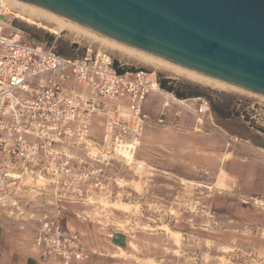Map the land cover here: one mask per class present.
Listing matches in <instances>:
<instances>
[{
	"label": "rangeland",
	"instance_id": "374dc122",
	"mask_svg": "<svg viewBox=\"0 0 264 264\" xmlns=\"http://www.w3.org/2000/svg\"><path fill=\"white\" fill-rule=\"evenodd\" d=\"M5 1L12 12L28 10L15 0ZM5 16L37 47L44 48L57 38L56 51L74 57L91 45L110 52L126 67L154 72L156 78L172 80L209 99H204L209 106L204 122L196 114L202 97L163 108L162 95L150 92L144 104L148 121L140 137L116 149L110 165L104 167L101 188L83 200L49 196L44 183L28 175L32 181L27 182V176L15 216L5 223L14 230L15 244L35 247L37 230L47 219L63 232L76 234L88 253V258L73 264H264V206L249 198L264 199L256 195L242 199L235 191L213 189L219 175L217 185L225 186L227 178L220 160L207 152L223 144L228 153L227 143L242 141L264 147V101L171 78L148 65L124 60L113 44L88 34L52 35L13 15ZM186 105L193 111H186L182 107ZM163 111L165 121L158 124ZM99 121L95 117L91 133L96 139L100 138ZM7 161L0 155V162ZM35 249L41 259L51 257Z\"/></svg>",
	"mask_w": 264,
	"mask_h": 264
},
{
	"label": "built area",
	"instance_id": "2783aa9c",
	"mask_svg": "<svg viewBox=\"0 0 264 264\" xmlns=\"http://www.w3.org/2000/svg\"><path fill=\"white\" fill-rule=\"evenodd\" d=\"M56 39L37 47L0 12V155L8 160L0 162V227L15 216L28 175L59 200H83L99 190L116 149L136 141L148 121L144 104L152 82L157 85L154 72L132 68L118 73L116 68L126 66L91 45L74 57L59 54ZM200 103L196 114L205 122L209 106L204 99ZM166 114L161 112L158 124ZM97 116L99 139L91 136ZM91 148L97 152L90 153ZM250 200L264 206L261 199ZM34 244L57 264L88 258L76 234L47 219Z\"/></svg>",
	"mask_w": 264,
	"mask_h": 264
},
{
	"label": "water",
	"instance_id": "95a60500",
	"mask_svg": "<svg viewBox=\"0 0 264 264\" xmlns=\"http://www.w3.org/2000/svg\"><path fill=\"white\" fill-rule=\"evenodd\" d=\"M264 97V0H18Z\"/></svg>",
	"mask_w": 264,
	"mask_h": 264
},
{
	"label": "bare ground",
	"instance_id": "6f19581e",
	"mask_svg": "<svg viewBox=\"0 0 264 264\" xmlns=\"http://www.w3.org/2000/svg\"><path fill=\"white\" fill-rule=\"evenodd\" d=\"M5 0H0V12L3 14H8V15H13L15 18L29 24L36 26L38 28L46 30L48 33L52 35H60L63 32H72L75 34V36L78 38L81 36L79 32L88 34L90 36L103 39L106 42L113 44L115 48L118 50V54L120 55L121 58L124 60H127L129 62H134L138 64H143V65H148L153 69V71H160L162 73L167 74L171 78L175 79H182L191 83H194L196 85L210 88L213 90H218L222 92H234V93H240V94H248L250 96L256 97L262 101H264V97L260 95H255L251 94L249 92H246L244 90H241L240 88H237L231 84L225 83L223 81L208 77L206 75H203L201 73L195 72L193 70H189L187 68H183L179 65H176L174 63H171L167 60L155 57L153 55L147 54L145 52L136 50L134 48H131L129 46H126L124 44H121L115 40H112L110 38H107L103 35H100L88 28H85L75 22H72L68 19H65L63 17H60L50 11H47L45 9L33 6L28 3H24L18 0H15L16 2H20L23 6H25L28 10L27 11H13L9 9L4 3ZM14 3V0L12 1ZM18 4V3H17ZM8 5V4H7ZM20 7V5H19ZM23 8V7H22ZM30 10V11H29ZM77 31V32H75ZM75 32V33H74ZM74 36V37H75ZM107 44V43H106ZM120 58V59H121ZM122 60V59H121ZM151 78H153L151 76ZM151 92H154L155 94H160L163 97V103L162 105H170L169 101H172L175 104H180L186 103V101H180L177 100L176 98L172 97L168 93L161 92L158 88V86L152 82L151 84ZM198 102V99H197ZM172 104V103H171ZM186 110L189 112L192 111L189 107H184ZM202 111L204 113L207 112L206 107L202 108ZM201 116V115H199ZM201 118H203L201 116ZM201 120V119H200ZM136 142V141H134ZM132 142V143H134ZM90 144V141L88 142ZM131 144V143H127ZM128 146V145H127ZM97 152L96 148H91L92 154H95ZM27 182L32 181V179L28 176L26 179Z\"/></svg>",
	"mask_w": 264,
	"mask_h": 264
},
{
	"label": "crops",
	"instance_id": "0c3cea01",
	"mask_svg": "<svg viewBox=\"0 0 264 264\" xmlns=\"http://www.w3.org/2000/svg\"><path fill=\"white\" fill-rule=\"evenodd\" d=\"M186 107L191 109L188 105ZM240 143H227L228 148L231 147V152L228 153L224 150L223 144L207 149L208 155L214 153L216 159L220 160L223 173L227 178L223 181L225 186L217 185L219 183L217 178L221 177L219 175L212 183V187L224 192L227 189L235 191L237 196L242 199H247L252 195L264 199V151L254 147L251 141ZM11 228L5 224L0 227V264L12 263L15 262V259L20 264H57L51 257L41 259L32 244H28L26 247L15 244V234ZM262 230L264 231V229Z\"/></svg>",
	"mask_w": 264,
	"mask_h": 264
},
{
	"label": "trees",
	"instance_id": "16d2710c",
	"mask_svg": "<svg viewBox=\"0 0 264 264\" xmlns=\"http://www.w3.org/2000/svg\"><path fill=\"white\" fill-rule=\"evenodd\" d=\"M61 52H59L60 54ZM127 69H132V68H116V71L118 73H123L125 72ZM157 85L158 88L161 91H164L166 93L172 94L177 100L183 101V100H189L191 98L194 97H202L203 99H208L204 94H200L199 92H195L193 90H190L187 87L181 86V85H177L175 82H173L172 80H168L165 78H157ZM209 100V99H208ZM212 108V112L217 114L220 117H224V115L222 114L221 110L217 109L216 107H211ZM260 131H263L262 129H259ZM256 147H259L261 149H264L263 146L261 145H256Z\"/></svg>",
	"mask_w": 264,
	"mask_h": 264
}]
</instances>
